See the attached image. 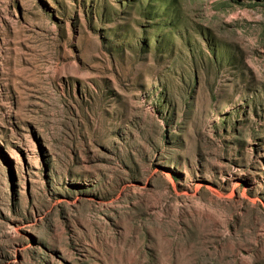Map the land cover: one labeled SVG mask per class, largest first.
<instances>
[{
  "label": "rangeland",
  "instance_id": "obj_1",
  "mask_svg": "<svg viewBox=\"0 0 264 264\" xmlns=\"http://www.w3.org/2000/svg\"><path fill=\"white\" fill-rule=\"evenodd\" d=\"M0 264H264V0H0Z\"/></svg>",
  "mask_w": 264,
  "mask_h": 264
}]
</instances>
